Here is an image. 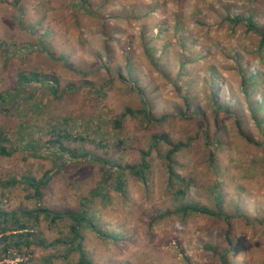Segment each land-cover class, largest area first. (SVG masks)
<instances>
[{
  "label": "rangeland",
  "instance_id": "374dc122",
  "mask_svg": "<svg viewBox=\"0 0 264 264\" xmlns=\"http://www.w3.org/2000/svg\"><path fill=\"white\" fill-rule=\"evenodd\" d=\"M181 3L184 8L176 16ZM84 6L88 12H77L70 0H0V93L19 86L21 70L47 80L41 87L31 85L30 92L25 89L15 100L0 102V131L12 152L0 150V180L16 181L0 186V207L20 212L42 205L75 211L90 203V216L104 233L83 232L85 252L94 264H221L216 248L223 251L227 242L223 225L214 219L170 215L150 228L152 218L177 207L174 190L179 185L169 187L159 154L164 155L170 143H186L174 158L175 171L184 180L195 176L187 200H209L213 170L203 130L215 117L213 85L219 83V101H227L231 111L242 116H251L250 106L264 99L261 37L243 25L231 30L225 17L253 13L264 28V0H86ZM22 44L28 52L11 53L13 45ZM255 72L263 74L256 76L257 86L245 88L243 73L247 78ZM49 81L59 85L62 98L49 93ZM70 84L76 92H63ZM98 86L100 92L95 91ZM141 91L154 116L169 115L166 121L148 123L142 114L127 112L144 107ZM190 100L197 102L198 114H191L195 107L189 109ZM123 113V127L117 128L115 120ZM231 113L228 118L220 115L227 118L223 127L234 125ZM53 128L70 135L62 142L73 153H93L108 159L110 167L139 164L155 135L167 134L169 143L160 142L161 152L149 156L148 182L129 176L125 194L115 189L113 179L104 185L103 166L91 161L56 172L39 201L23 180L41 179L46 171L61 167V160L44 150L58 138ZM248 131L261 140L255 129ZM26 142L39 149L38 156L24 149ZM256 143L235 145L230 152L232 171L227 178L235 186L225 190L229 213L236 211L241 186L246 201L264 203L263 152ZM100 186L108 197L96 192ZM70 223L53 224L41 216L31 256L9 257L0 264L22 259L23 264H77L78 253L52 244L68 237ZM258 237L249 243L248 264H264V243L259 244ZM237 259L242 264V258Z\"/></svg>",
  "mask_w": 264,
  "mask_h": 264
},
{
  "label": "trees",
  "instance_id": "16d2710c",
  "mask_svg": "<svg viewBox=\"0 0 264 264\" xmlns=\"http://www.w3.org/2000/svg\"><path fill=\"white\" fill-rule=\"evenodd\" d=\"M17 3L20 0H16ZM73 8H76L77 12H84L86 0H70ZM179 5V4H178ZM183 3L180 4L178 8V16L183 10ZM88 12V11H86ZM225 21L229 24L230 29L235 31L236 28L240 25L246 27V30L249 32H253L254 34L261 37V48H264V28L258 23L255 14H247V15H238L234 16L230 13L225 17ZM42 36V35H41ZM153 42V40H150ZM149 41V42H150ZM27 45H13L11 49V53L15 51L20 52H28ZM42 47V44H41ZM46 48V47H45ZM10 52L7 53L9 56ZM9 58V57H8ZM242 68V67H241ZM20 81L18 87H14L13 89H7L0 93V102L6 103L10 100H15L18 98L19 94L24 92L26 89L27 92H30L31 85H36L41 87L43 84L47 82L46 78H39L40 74L34 71H24L21 70L20 73ZM262 73H254L252 76H248L243 73V84L245 88L248 89L250 84L256 85L255 82L256 76H261ZM248 82V85L246 83ZM259 82V80H258ZM219 83H215L213 85L214 90L212 91V101L214 108V120H209L207 125L205 123L203 133L205 134L206 143L209 148V159L212 165V174L210 176V187H209V200L200 202L196 199L187 200L188 193L194 190L196 186V179L194 175H190L186 177V180L181 179V175H178L175 171V165L177 161L174 159L175 156L181 152L184 147L187 146L186 143L178 142V143H170V147L163 155L160 153V142L169 143V137L167 134L163 133L161 135H155L152 139V145L148 150L143 151L142 160L139 164L134 165H126L121 166L117 164H113L111 167L109 165L110 161L103 157L97 156L93 153H81L76 154L73 153L71 149L67 148L62 140L63 138H69L70 135L68 133H61V130H56L53 128V134L57 135V139L50 140L46 148L44 149L46 154H54L58 157V160H61V167L56 165L54 169L46 171L41 179H37L35 177H29L23 181H25L28 185L35 189V194L32 196L34 199L39 201L42 200L44 196V189L47 188L48 184L51 182L54 174L61 169L67 167H73L77 164H88L91 161L99 162L103 166V176L102 180L104 185L113 179V186L115 189L123 194L126 191V182L129 180V176L136 177L143 183L148 182V173L151 168V162L149 161V156L152 154V151L159 150V155L164 158L165 164L169 173V187L174 186V184H178L179 187L174 190L176 195V203L177 207L173 210H168L165 214L158 215V219L152 218V225L160 219L163 220L166 216L176 215L182 216L184 218L193 216V215H203L208 219H214V221L219 222L223 225V235L227 242L226 248L223 251L219 248H216V254L220 256L221 264H238L237 257H241L239 262L242 264H248L250 260V250L249 243H251L255 236L258 234V242L264 243V203L263 201H257L256 203H251L248 200L247 196L243 195V191L245 188L243 186L240 187L241 191L238 195V198L235 202L236 211L235 213H229L228 211V202L227 199L228 193L225 191L226 188L234 187L235 185H231L228 181L227 174H229L232 169L230 165V160L232 159V155L230 154L231 150L234 149L235 145L240 146L245 145V143H254L257 142L256 145L259 149L262 150V166L264 167V99H262L256 106H250L251 116L231 111V107L227 104V101H219L220 91L215 88ZM46 88L49 90V93L53 95L54 98L60 99L64 94L59 93V85L57 83L51 84L50 81L47 83ZM79 89V88H78ZM95 91L100 92V87H95ZM77 88H75L72 84L64 90L63 92H76ZM143 91H141L142 94ZM142 103L144 107L140 110H133L131 108H127V112L130 114L138 115L142 114L143 118L148 123H162L167 120L169 115H162L161 117H156L152 113V107L146 97L142 94ZM187 105L189 109L195 107L191 114H198L199 109L197 102L190 100L187 101ZM239 107H242V104H238ZM235 112L234 115V125L232 127L227 128L223 127L222 123L225 119L228 118L232 113ZM123 113L121 118L116 119V127H123V120L125 117ZM224 114L227 118H222L220 115ZM181 117H186L185 113H179ZM156 118V119H154ZM252 118V120H250ZM65 120L67 121L68 118ZM253 121L252 126L245 127L244 124ZM61 124H64L62 122ZM101 126H98V130H100ZM56 128V127H55ZM249 129H255V132L259 134L261 138L260 141H257L254 134H252ZM235 136L238 139L237 142L233 139ZM78 139L83 140V137H77ZM6 136L4 135L3 130L0 131V150L2 154L10 155L12 154L11 148L8 147L6 142ZM8 141V140H7ZM29 142L23 146L29 152H33V155H37V150L34 146L31 148L29 146ZM121 146V141L119 143ZM223 152V153H221ZM221 153V154H220ZM225 154L227 156H225ZM226 157V158H225ZM108 165V166H106ZM117 174L116 177H113L111 174ZM16 182L15 180L10 181H1L0 186L7 187ZM100 195L105 198L108 197V194L101 186L96 190ZM247 202V203H246ZM245 203V204H244ZM91 207L90 203L88 207H83L79 210L71 211H55L48 207L40 206L37 209L33 210H24V211H7L0 207V262L7 260L6 258L17 259L18 257L29 258L31 253L33 252L32 246L37 244L36 240H33L35 235L34 228L39 224L41 220V216H44L45 219L50 220L53 224H57L60 221L69 220L71 223L69 225V235L65 238L57 239L54 245H65L67 247V251L69 254L78 253L79 261L77 264H94L88 258L85 252L84 240L85 237L83 232L86 229H93L97 231L100 235L104 234L99 230V226L94 222V217L90 216ZM255 216H254V215ZM160 223V222H159ZM114 234H112L113 236ZM116 238V237H115ZM259 242V244H260ZM221 251V252H218ZM257 253V252H255ZM259 254V253H257ZM25 262L24 259L17 263H1V264H23Z\"/></svg>",
  "mask_w": 264,
  "mask_h": 264
}]
</instances>
